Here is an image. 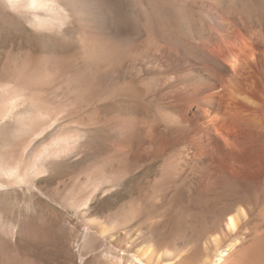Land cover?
<instances>
[{
  "label": "bare ground",
  "instance_id": "bare-ground-1",
  "mask_svg": "<svg viewBox=\"0 0 264 264\" xmlns=\"http://www.w3.org/2000/svg\"><path fill=\"white\" fill-rule=\"evenodd\" d=\"M97 3L0 0V36L26 40L27 91L37 73L24 126L54 128L57 155L100 156L72 207L116 244L159 242L144 264H264V0H171L162 39L131 36L125 12ZM8 159L2 189L27 181L21 155ZM136 182L118 213L94 218Z\"/></svg>",
  "mask_w": 264,
  "mask_h": 264
},
{
  "label": "rangeland",
  "instance_id": "rangeland-1",
  "mask_svg": "<svg viewBox=\"0 0 264 264\" xmlns=\"http://www.w3.org/2000/svg\"><path fill=\"white\" fill-rule=\"evenodd\" d=\"M93 2H98L97 4L114 14L117 12V16L125 12L129 18L127 25L130 24L128 28L130 27L131 36L148 31L150 37L162 39L164 35L174 30L171 13L168 10L171 0H93ZM77 33L78 27L75 26L70 32L75 42ZM146 38L145 36L144 39ZM25 41L21 37L0 36V157L2 158L0 163L11 160L8 158L12 156L21 155L23 171L27 170L24 174H28L25 176L27 181L24 179L25 182L23 180L21 186L11 184L3 189L0 188V264H144V258L141 257L142 250L150 249L152 254H155L163 247L159 242L157 243L160 247L157 243L116 244L100 237L97 229H92L93 227L87 222L88 217H85V209L77 211L72 207L75 199L85 195L87 173L85 169L96 163L95 161H99L100 156H97V159L87 156L89 159H86L83 150L74 153L62 152L61 156L57 155L51 143L56 138L54 128L50 131L48 129L47 132L45 131L47 134H44L39 128L32 133L24 126L22 116H26L27 112L36 105L34 94L37 87V73L32 68L29 72V84L32 89L27 91L25 88V73H23L27 53L24 51ZM43 99L47 105H50V96H45ZM9 103L12 104V108L8 115ZM156 169L147 176L158 174L159 171ZM141 186L142 183L136 182L133 189L128 192L98 204L94 218L104 219L108 215L118 213L122 204L131 201L132 196L139 193ZM155 235L157 236V233ZM156 239H159L158 236ZM192 246L186 245L180 248L189 251L188 253L196 252L197 249ZM199 249H201L199 252L204 251L202 248ZM188 263L198 264L193 261L185 262ZM153 264L158 263L154 260Z\"/></svg>",
  "mask_w": 264,
  "mask_h": 264
}]
</instances>
